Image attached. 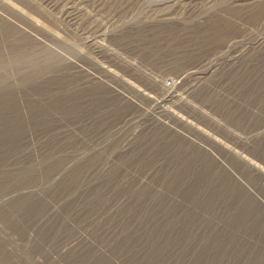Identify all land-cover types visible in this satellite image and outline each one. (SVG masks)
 Instances as JSON below:
<instances>
[{"label": "rangeland", "instance_id": "374dc122", "mask_svg": "<svg viewBox=\"0 0 264 264\" xmlns=\"http://www.w3.org/2000/svg\"><path fill=\"white\" fill-rule=\"evenodd\" d=\"M0 61V264H264V0H0Z\"/></svg>", "mask_w": 264, "mask_h": 264}, {"label": "trees", "instance_id": "16d2710c", "mask_svg": "<svg viewBox=\"0 0 264 264\" xmlns=\"http://www.w3.org/2000/svg\"><path fill=\"white\" fill-rule=\"evenodd\" d=\"M3 177H0V186L3 185ZM241 212H243V210H241ZM244 213V212H243ZM263 214V213H262ZM217 242V241H216ZM215 242V243H216ZM210 244H212L210 246ZM216 245V244H215ZM209 247H214L212 241L210 240L208 243H206L203 248H202V251L205 249V255H206V258L205 256H200V259H201V263H203L204 260H206V262L210 259L211 255L212 256H215V251H212V250H209L210 248Z\"/></svg>", "mask_w": 264, "mask_h": 264}, {"label": "bare ground", "instance_id": "6f19581e", "mask_svg": "<svg viewBox=\"0 0 264 264\" xmlns=\"http://www.w3.org/2000/svg\"><path fill=\"white\" fill-rule=\"evenodd\" d=\"M174 1H176V0H174ZM71 12L72 11H69L67 14H66V19H70L71 18ZM52 58H53V56H50L48 59H47V61H46V65H48L49 63H50V61L52 60ZM20 59V57H18V56H16L15 57V59H14V63H16V64H18L19 63V60ZM5 62H1L0 61V68H4L5 67ZM3 81V78L2 77H0V82H2Z\"/></svg>", "mask_w": 264, "mask_h": 264}]
</instances>
